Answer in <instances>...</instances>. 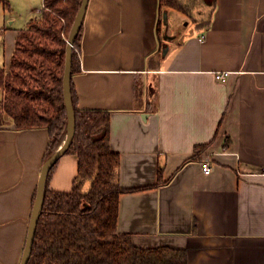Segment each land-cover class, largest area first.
Listing matches in <instances>:
<instances>
[{"label":"crops","instance_id":"0c3cea01","mask_svg":"<svg viewBox=\"0 0 264 264\" xmlns=\"http://www.w3.org/2000/svg\"><path fill=\"white\" fill-rule=\"evenodd\" d=\"M44 6L0 0V67ZM208 22L160 0H89L76 104L111 112L116 180L135 188L120 195L119 232L186 250L188 264H264V0H216ZM49 138L0 127V264L21 263ZM77 172L66 153L49 186L70 191Z\"/></svg>","mask_w":264,"mask_h":264},{"label":"trees","instance_id":"16d2710c","mask_svg":"<svg viewBox=\"0 0 264 264\" xmlns=\"http://www.w3.org/2000/svg\"><path fill=\"white\" fill-rule=\"evenodd\" d=\"M186 1L189 0H160V6L188 15ZM82 2L44 0L41 14L19 31L9 68L0 67V127L12 123L17 129L46 127L50 138L44 163L68 133L63 83L66 52ZM203 2L211 13L216 0ZM197 14L200 19L194 18L195 24H209L210 14L206 18L202 10ZM80 33L81 28L75 38L76 47ZM78 63L74 48L72 77ZM71 99L76 128L66 153L77 155L78 172L70 191L49 186L59 160L47 174L27 264H188L186 250L142 248L134 244L130 233L118 231L120 195L135 188H125L116 180L120 154L109 141L111 112L78 108L72 78ZM207 146L197 145V152ZM85 182L89 183L86 190Z\"/></svg>","mask_w":264,"mask_h":264},{"label":"water","instance_id":"95a60500","mask_svg":"<svg viewBox=\"0 0 264 264\" xmlns=\"http://www.w3.org/2000/svg\"><path fill=\"white\" fill-rule=\"evenodd\" d=\"M88 2L89 0H83L81 8L73 23V26L71 28L69 38H68V45H67V52H66V66H65L64 81H63L65 102H66L67 113H68V133L66 135V141L60 147V145L63 143L62 141L59 147L43 164V168L41 170L40 179L38 183L35 203H34V214H33V217L29 225L26 246H25V250H24L23 257H22L20 264H27L28 259L31 254V250L33 247L34 234H35L37 222L39 219V215L41 213L42 201H43V195H44V189H45V181H46L47 174L49 173L51 168L55 165V163L60 159V157L66 153L67 149L71 145V142L75 134V128H76L75 116H74L73 103L71 99L72 52L75 46L74 44L75 38L83 24Z\"/></svg>","mask_w":264,"mask_h":264},{"label":"rangeland","instance_id":"374dc122","mask_svg":"<svg viewBox=\"0 0 264 264\" xmlns=\"http://www.w3.org/2000/svg\"><path fill=\"white\" fill-rule=\"evenodd\" d=\"M185 8L189 12L188 15L185 14L186 15V19H187L188 23H191V24L194 23V21H195L194 18L195 19H200L199 15L197 14L199 10H202L203 16L205 18L208 17L209 14H210V8L206 6V4L203 2V0H195V1L189 0L188 2L186 1ZM181 24L184 26V22L183 21L181 22ZM163 26H165V25L163 24ZM87 182H85L84 186H83L85 190H86V188H88L87 184H89V183H87Z\"/></svg>","mask_w":264,"mask_h":264},{"label":"built area","instance_id":"2783aa9c","mask_svg":"<svg viewBox=\"0 0 264 264\" xmlns=\"http://www.w3.org/2000/svg\"><path fill=\"white\" fill-rule=\"evenodd\" d=\"M203 38H204V36L201 37V39H203ZM74 48H75V50H76L78 56H80V52H79L78 47L74 46ZM226 74H227V73H225V72H218V73L216 74V77H217L218 79H223V78L225 77ZM201 164H202V169H203V171H204L205 173L209 174V173L212 172V170H213V166H212V163H211V160H210L209 157L205 158V159L202 161Z\"/></svg>","mask_w":264,"mask_h":264},{"label":"bare ground","instance_id":"6f19581e","mask_svg":"<svg viewBox=\"0 0 264 264\" xmlns=\"http://www.w3.org/2000/svg\"><path fill=\"white\" fill-rule=\"evenodd\" d=\"M65 141H66V137L64 138L63 143L60 145V147L64 144Z\"/></svg>","mask_w":264,"mask_h":264}]
</instances>
